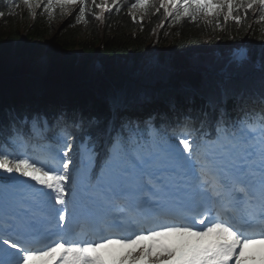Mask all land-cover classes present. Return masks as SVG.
Returning <instances> with one entry per match:
<instances>
[{
  "label": "snow or ice",
  "instance_id": "1",
  "mask_svg": "<svg viewBox=\"0 0 264 264\" xmlns=\"http://www.w3.org/2000/svg\"><path fill=\"white\" fill-rule=\"evenodd\" d=\"M119 2L112 0V5ZM22 3L33 15L32 10L41 6V0ZM85 3L47 0L44 11L51 17L53 6L79 4L75 16L79 22L85 18ZM92 3L107 7V0ZM130 7L147 13L154 5L151 0H135ZM254 7H259V19L264 21V0H160L159 6L176 20L223 16L225 22L231 18L237 24L240 10L247 14ZM239 55L242 62L247 59L243 50ZM133 102L120 95L110 99L117 114ZM226 103V93L199 109L190 105L187 95L170 99L171 114L184 116L179 132L182 149L174 152L155 145L129 149L117 132L106 160L105 181L90 191L84 207L73 206L70 212V165L79 157L86 172L95 157L89 140L77 135L85 128L83 114L52 104L41 112L30 101L19 102L22 122L30 118L36 128L51 114L58 133L48 144L30 143L17 134L6 145L11 150L0 151V171L46 189L40 195L51 203L47 215L55 224L54 230L41 233L35 213L29 216L30 209H21L19 222H6L0 235L4 246L0 264H264V109L258 121L229 125ZM9 115L8 102L0 98V126L7 125ZM211 119L216 121V138L205 133L198 142L193 136L199 131L196 125ZM48 160L58 161V167L48 168ZM73 221H78L75 230L69 228ZM41 239L47 242L37 247Z\"/></svg>",
  "mask_w": 264,
  "mask_h": 264
},
{
  "label": "trees",
  "instance_id": "2",
  "mask_svg": "<svg viewBox=\"0 0 264 264\" xmlns=\"http://www.w3.org/2000/svg\"><path fill=\"white\" fill-rule=\"evenodd\" d=\"M103 2L95 1L96 5ZM134 2L120 0L113 6L112 0H107L108 8L104 9L86 0L85 18L78 22L75 16L79 8L68 14L67 8L53 6L50 17L44 11L47 0H41V6L32 10L35 15L22 0H0V11L4 12L0 17V98L10 108L7 125L0 126V151L11 150L6 145H11L13 137L22 136L23 130L29 128L27 121H21L17 105L23 101V86L35 89L37 85L28 75L42 74L40 86L47 90L44 100L49 96L59 100L65 95L64 103L82 112L85 128L77 135L84 136L95 148L105 135L108 98L116 88H125L124 97L134 101L129 104L132 109L137 107L141 95L147 98L150 90L159 99L158 92L166 89L168 102L187 95L196 109L208 108L206 99L226 93L230 117L238 104L249 103L247 96H264V21L259 19V7L249 9L247 14L241 9L237 24L231 18L225 22L223 16L218 20L214 17L176 20L174 15L167 17L155 2H151L154 7L147 13L132 9L130 5ZM13 3H18L19 8H13ZM97 15L100 20L95 19ZM239 42L246 47L247 59L228 62ZM153 53H156L154 63ZM12 55L19 56V60L11 61ZM95 57L96 79L89 89L86 88L89 66ZM42 58L48 62L45 72L41 70ZM128 62L132 65L131 75L125 71ZM223 69L230 76L226 82L208 73ZM193 90L204 97L196 96ZM59 101L53 105L60 106ZM157 103L159 111L167 113L168 108L161 101ZM45 105L49 103L40 105L41 112ZM93 118L97 122L88 123ZM170 118L169 115L156 118L153 124L138 121L131 129L123 127L121 134L132 142L136 137L145 146L161 144ZM205 126L207 122L198 123L196 128L201 130ZM55 137V132L48 134L49 140Z\"/></svg>",
  "mask_w": 264,
  "mask_h": 264
},
{
  "label": "rangeland",
  "instance_id": "3",
  "mask_svg": "<svg viewBox=\"0 0 264 264\" xmlns=\"http://www.w3.org/2000/svg\"><path fill=\"white\" fill-rule=\"evenodd\" d=\"M160 0H157V2H159ZM79 4H76V5H71L69 6L67 9L68 11V14H71L72 10L75 9L76 7H78ZM19 56L17 55H12L11 56V61H17ZM240 59V58H239ZM44 64L45 66L47 65V62L44 61ZM44 71V68L42 69ZM126 72L127 74L131 73V64L128 62L127 64V67H126ZM41 79L40 78H37V81L36 82H40ZM86 88H91V85L88 84L86 86ZM164 92V91H162ZM240 121H233V123H239ZM214 133L208 135V136H213V134L215 135L216 134V121H215V127H214ZM115 136H116V132H112L111 133V136L109 137V139L106 141V143L104 145H102L96 152H95V157L94 159L92 160L91 164L88 165L89 166V178L92 179V173L97 171L98 169H100L105 163H106V160L108 158V152H109V149L111 148V145L112 143L114 142V139H115ZM127 146V145H126ZM129 149H132L133 147H129L127 146ZM170 148H167L165 149V151H168V152H174L175 151V148L173 146H169ZM135 148V147H134ZM99 167V168H98ZM14 174V175H13ZM11 174V176H9L8 174L6 173H1V177H2V180L4 182H13V184L10 187V189L8 191H5L10 193L12 192L11 194H8L6 196L5 199H2L4 201L7 202V204H4L3 201H0V214H4V212H7L10 216H12L15 212L14 211H11V210H7V208L12 204L10 201L12 200V197L15 195V193L20 190V188L23 186V183L25 182H30L28 179L24 178V177H21L19 176L18 174L16 173H13ZM104 176L100 177V178H95L96 181H101V179H103ZM105 179V178H104ZM35 183V182H34ZM39 187V185H38ZM18 216L16 217L15 220H12L11 218L7 220L8 223H15V222H18Z\"/></svg>",
  "mask_w": 264,
  "mask_h": 264
}]
</instances>
